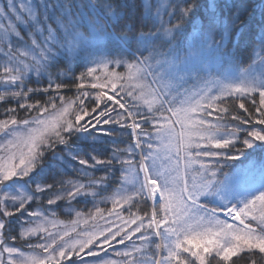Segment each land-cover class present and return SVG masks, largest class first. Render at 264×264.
<instances>
[{
	"label": "snow or ice",
	"instance_id": "obj_1",
	"mask_svg": "<svg viewBox=\"0 0 264 264\" xmlns=\"http://www.w3.org/2000/svg\"><path fill=\"white\" fill-rule=\"evenodd\" d=\"M0 104V264L264 261V0H0Z\"/></svg>",
	"mask_w": 264,
	"mask_h": 264
},
{
	"label": "trees",
	"instance_id": "obj_2",
	"mask_svg": "<svg viewBox=\"0 0 264 264\" xmlns=\"http://www.w3.org/2000/svg\"><path fill=\"white\" fill-rule=\"evenodd\" d=\"M242 57V64L246 65L249 60H248V53L247 52H243L239 54ZM61 67H63V65H61ZM82 70L81 67H76L74 65V71L75 73H79V71ZM33 87H35L36 85H31ZM50 95H56V93H50ZM60 95L65 96L66 99L68 98H74L77 95L76 89L74 87L69 86L68 88L62 89L60 92ZM32 100H40L41 102H44L45 100H47V96L45 95H36L32 97ZM111 103V102H109ZM57 104H59V100H57ZM95 104V101L92 100L91 98L86 101V106L88 107V109H91ZM10 106H14L12 104H0V119H4V108L10 107ZM18 115L21 118H24L26 116V113H24L23 111L18 112ZM127 142V140H126ZM102 173H96L97 176L101 175ZM111 205H108V207H110ZM38 205L37 204H33L32 205V209H37ZM45 207H47L45 205ZM93 205L91 202L85 204L84 202H74L72 205V208L75 210H82L84 212H87L90 208H92ZM55 211L57 212V219L60 221L64 222V226H69V227H74L75 225H73L71 223L72 220L76 219L75 217V213L74 211L72 212V214H68L69 213V209L66 207V205L64 203L60 204V207L55 208ZM16 245L18 247H21L22 250H30L28 249L26 246L23 245V242L21 241H17ZM237 264H247L246 259L245 260H240L237 262ZM259 264H264V261H260Z\"/></svg>",
	"mask_w": 264,
	"mask_h": 264
},
{
	"label": "rangeland",
	"instance_id": "obj_3",
	"mask_svg": "<svg viewBox=\"0 0 264 264\" xmlns=\"http://www.w3.org/2000/svg\"><path fill=\"white\" fill-rule=\"evenodd\" d=\"M63 226H64V225H63ZM63 226H62V227H63ZM66 227L71 228V227H69V226H66ZM23 251H25V252H29L30 250H23Z\"/></svg>",
	"mask_w": 264,
	"mask_h": 264
}]
</instances>
